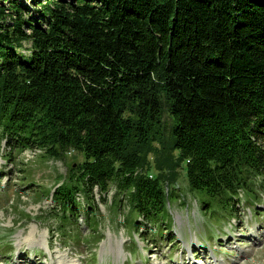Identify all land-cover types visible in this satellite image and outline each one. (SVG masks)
<instances>
[{"label":"trees","instance_id":"16d2710c","mask_svg":"<svg viewBox=\"0 0 264 264\" xmlns=\"http://www.w3.org/2000/svg\"><path fill=\"white\" fill-rule=\"evenodd\" d=\"M2 139L82 153L52 193L64 223L96 228L114 188L167 231L179 167L233 214L264 194V0H0Z\"/></svg>","mask_w":264,"mask_h":264},{"label":"rangeland","instance_id":"374dc122","mask_svg":"<svg viewBox=\"0 0 264 264\" xmlns=\"http://www.w3.org/2000/svg\"><path fill=\"white\" fill-rule=\"evenodd\" d=\"M82 159L77 150L50 158L0 141V264H264V194L242 193L233 214L212 213L180 167L167 231L136 225L128 203L114 201V188L105 200L95 189L96 228L83 210L64 223L52 193ZM150 171L157 174L156 165Z\"/></svg>","mask_w":264,"mask_h":264}]
</instances>
